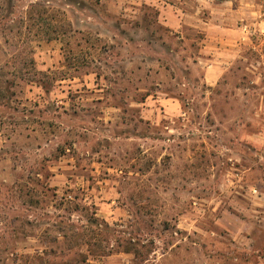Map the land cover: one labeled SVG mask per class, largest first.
<instances>
[{"label": "rangeland", "instance_id": "374dc122", "mask_svg": "<svg viewBox=\"0 0 264 264\" xmlns=\"http://www.w3.org/2000/svg\"><path fill=\"white\" fill-rule=\"evenodd\" d=\"M188 8L0 0V264H264V30L210 84Z\"/></svg>", "mask_w": 264, "mask_h": 264}, {"label": "crops", "instance_id": "0c3cea01", "mask_svg": "<svg viewBox=\"0 0 264 264\" xmlns=\"http://www.w3.org/2000/svg\"><path fill=\"white\" fill-rule=\"evenodd\" d=\"M162 12L170 13L165 23L177 28L181 18L188 15L191 0H155ZM208 4V48L226 52L221 60L208 59V83L216 82L229 64L228 55L243 47L247 33L264 30V0H197ZM194 2V1H192ZM177 11L178 14H174ZM219 62V63H217Z\"/></svg>", "mask_w": 264, "mask_h": 264}]
</instances>
